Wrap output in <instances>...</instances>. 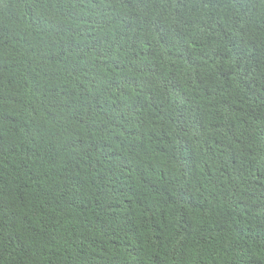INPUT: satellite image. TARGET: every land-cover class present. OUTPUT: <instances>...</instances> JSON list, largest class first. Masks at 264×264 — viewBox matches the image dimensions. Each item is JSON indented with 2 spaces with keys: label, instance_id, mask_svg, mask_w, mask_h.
<instances>
[{
  "label": "trees",
  "instance_id": "trees-1",
  "mask_svg": "<svg viewBox=\"0 0 264 264\" xmlns=\"http://www.w3.org/2000/svg\"><path fill=\"white\" fill-rule=\"evenodd\" d=\"M0 264H264V0H0Z\"/></svg>",
  "mask_w": 264,
  "mask_h": 264
},
{
  "label": "clouds",
  "instance_id": "clouds-1",
  "mask_svg": "<svg viewBox=\"0 0 264 264\" xmlns=\"http://www.w3.org/2000/svg\"><path fill=\"white\" fill-rule=\"evenodd\" d=\"M135 80L140 81L139 79H135Z\"/></svg>",
  "mask_w": 264,
  "mask_h": 264
}]
</instances>
